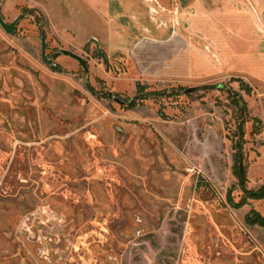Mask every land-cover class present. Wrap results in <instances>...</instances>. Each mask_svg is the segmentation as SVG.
I'll use <instances>...</instances> for the list:
<instances>
[{"label": "rangeland", "instance_id": "1", "mask_svg": "<svg viewBox=\"0 0 264 264\" xmlns=\"http://www.w3.org/2000/svg\"><path fill=\"white\" fill-rule=\"evenodd\" d=\"M0 10V264H264V0Z\"/></svg>", "mask_w": 264, "mask_h": 264}, {"label": "water", "instance_id": "2", "mask_svg": "<svg viewBox=\"0 0 264 264\" xmlns=\"http://www.w3.org/2000/svg\"><path fill=\"white\" fill-rule=\"evenodd\" d=\"M22 20V17H20L19 19H17L15 22H13L12 24H7L2 16V13H1V10H0V25L2 26V28L8 32L9 34H14L15 30H16V27H17V24ZM46 51H47V40H46V33L43 32L42 33V58H43V61L49 65H52V66H55V63H54V59H49L48 55L46 54ZM61 54L63 55H66V56H69L71 58H73L74 60H76L82 67L83 69L89 73V66L86 62V60L71 52V51H68V50H61L60 51ZM87 87L90 91L91 90V87H90V83H87ZM199 89L198 88H191V89H188L187 90V93H194L196 91H198ZM112 94V93H110ZM116 102L118 103H121V104H124L122 102V100L120 98H115Z\"/></svg>", "mask_w": 264, "mask_h": 264}, {"label": "trees", "instance_id": "3", "mask_svg": "<svg viewBox=\"0 0 264 264\" xmlns=\"http://www.w3.org/2000/svg\"><path fill=\"white\" fill-rule=\"evenodd\" d=\"M138 90H142V88L138 87ZM155 95H162V94L161 93H158V94L155 93ZM138 100H139V97H135V98L131 99L128 102L129 106L135 107L136 102ZM248 198L257 199V200L264 199V189H262L261 191H258V192H249L247 199ZM247 199H244V201L242 203H240L239 205H236V207L244 206L247 202ZM230 201H232L231 197H230ZM247 222H248V224L253 225V226L259 225V226L264 227V217H262L260 214H258L256 212H254L252 215H250L247 218Z\"/></svg>", "mask_w": 264, "mask_h": 264}, {"label": "flooded vegetation", "instance_id": "4", "mask_svg": "<svg viewBox=\"0 0 264 264\" xmlns=\"http://www.w3.org/2000/svg\"><path fill=\"white\" fill-rule=\"evenodd\" d=\"M109 95L111 96V94H110V93H109ZM122 102H123L124 104H127V105H129V103H126V102H125V101H123V100H122Z\"/></svg>", "mask_w": 264, "mask_h": 264}]
</instances>
